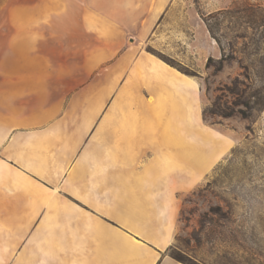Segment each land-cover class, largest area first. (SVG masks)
Listing matches in <instances>:
<instances>
[{
  "label": "crops",
  "instance_id": "1",
  "mask_svg": "<svg viewBox=\"0 0 264 264\" xmlns=\"http://www.w3.org/2000/svg\"><path fill=\"white\" fill-rule=\"evenodd\" d=\"M62 1L63 59L41 53L34 26L1 32L0 264H183L167 249L199 175L202 82L144 46L167 29L182 64L178 40L218 56L204 23L184 19L231 0Z\"/></svg>",
  "mask_w": 264,
  "mask_h": 264
},
{
  "label": "rangeland",
  "instance_id": "2",
  "mask_svg": "<svg viewBox=\"0 0 264 264\" xmlns=\"http://www.w3.org/2000/svg\"><path fill=\"white\" fill-rule=\"evenodd\" d=\"M53 3V0H0V33L5 27L34 26L39 31L41 53L57 61L63 59L64 49L70 47L65 40L70 22L58 12L63 1L56 0L55 7H50ZM32 8H37L33 15L27 12ZM200 12L199 18L184 20L191 25L204 23L219 48L218 56L178 40L187 47L180 50L182 55L190 56V64H182L171 55L173 50H167L169 45L164 36L167 29L160 36L156 33L157 37L144 50L163 61L179 62L189 71L184 74L201 79L202 109L219 97L248 116L207 115L206 120L202 117L206 130L202 129L200 134L199 175L193 188L177 196L176 235L167 254L177 253L191 264H264V106L255 103L258 96H264V0H231L225 8L207 12L201 7ZM176 20L171 19L168 32L173 30ZM99 50L109 56L117 53L106 43ZM94 52L88 49L85 55L88 61ZM222 54L225 60L221 70L206 65L209 57L217 64ZM111 62L112 56L105 57L100 68L105 89L111 87L106 79L111 74ZM228 86H233L238 94H231ZM240 101L249 103L233 104ZM212 144L221 147L215 156ZM5 228L0 227V237L7 234ZM8 248H16L13 237H9Z\"/></svg>",
  "mask_w": 264,
  "mask_h": 264
},
{
  "label": "trees",
  "instance_id": "3",
  "mask_svg": "<svg viewBox=\"0 0 264 264\" xmlns=\"http://www.w3.org/2000/svg\"><path fill=\"white\" fill-rule=\"evenodd\" d=\"M210 30V29H209ZM212 57H209L207 59V66H214L216 70H221L222 66H223V61L225 60L224 55L222 54V56L217 59V64H213L212 63ZM165 61L167 63H169L170 65L178 68L180 71L184 72V73H188L189 71L186 67L182 66L179 62L174 61L173 59H165ZM229 88V92H231V94H238V92H236L233 88V86H228ZM249 101H240L239 103L233 102V104H245L248 105ZM256 104H258L259 107H263L264 106V96H258L257 101L255 102ZM234 114H239L242 117H247L248 115L242 111V110H236L235 108H233L232 106H230L227 101L222 102L221 98L216 97L213 101H211L209 104H207L203 109H202V117L204 120H206V116L210 115V116H222V117H229L232 116ZM169 256H171L172 258H174L175 260L182 262L183 264H191L188 261H186L181 255L177 254V253H169Z\"/></svg>",
  "mask_w": 264,
  "mask_h": 264
},
{
  "label": "bare ground",
  "instance_id": "4",
  "mask_svg": "<svg viewBox=\"0 0 264 264\" xmlns=\"http://www.w3.org/2000/svg\"><path fill=\"white\" fill-rule=\"evenodd\" d=\"M220 148H221L220 146H215L213 155H216L220 151Z\"/></svg>",
  "mask_w": 264,
  "mask_h": 264
}]
</instances>
